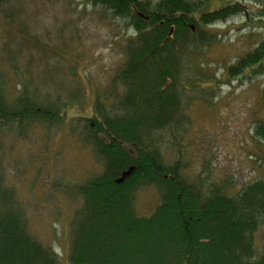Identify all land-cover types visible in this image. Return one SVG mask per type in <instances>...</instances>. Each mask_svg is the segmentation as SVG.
I'll return each mask as SVG.
<instances>
[{
    "label": "rangeland",
    "instance_id": "obj_1",
    "mask_svg": "<svg viewBox=\"0 0 264 264\" xmlns=\"http://www.w3.org/2000/svg\"><path fill=\"white\" fill-rule=\"evenodd\" d=\"M205 2L213 12L232 1ZM242 2L249 14L214 24L217 41L185 70L186 121L158 137L167 165L179 164L189 182L229 196L264 178V137L256 132L264 124V71L226 76L264 43V0ZM131 34L125 21L88 0H7L0 8V73L9 103L26 90L51 109L41 113L47 120L24 122L19 131L0 128V180L29 233L55 250L61 264H72V220L82 205L77 189L104 169L82 132L98 115V102L112 112L124 93L117 75ZM161 203L158 188H143L135 212L149 218ZM263 236L256 233L258 248Z\"/></svg>",
    "mask_w": 264,
    "mask_h": 264
},
{
    "label": "trees",
    "instance_id": "obj_2",
    "mask_svg": "<svg viewBox=\"0 0 264 264\" xmlns=\"http://www.w3.org/2000/svg\"><path fill=\"white\" fill-rule=\"evenodd\" d=\"M6 1L0 0V8ZM88 1L125 21L132 34L117 75L124 93L112 112L98 102V115L86 126L89 133L82 132L104 169L77 189L82 205L72 220L71 263L264 264V236L261 248L255 242L256 233L264 231V178L229 196L189 182L179 164L164 162L158 145L161 132L186 121L185 70L199 50L217 41L211 27L246 16L249 7L242 0L213 12L206 10L205 0ZM260 70L264 43L227 68L226 76ZM6 89L0 73L1 130L48 119L41 113L51 109L39 107L26 90L10 104ZM256 132L264 137V124ZM152 186L161 192L162 203L149 218L140 217L136 194ZM13 196L0 180V264H61L55 250L29 233Z\"/></svg>",
    "mask_w": 264,
    "mask_h": 264
},
{
    "label": "water",
    "instance_id": "obj_3",
    "mask_svg": "<svg viewBox=\"0 0 264 264\" xmlns=\"http://www.w3.org/2000/svg\"><path fill=\"white\" fill-rule=\"evenodd\" d=\"M130 175V172L126 173V176H129ZM123 179L119 180V182H122Z\"/></svg>",
    "mask_w": 264,
    "mask_h": 264
}]
</instances>
